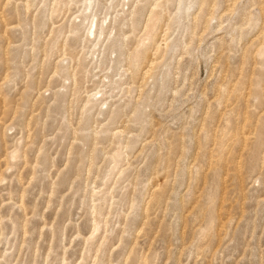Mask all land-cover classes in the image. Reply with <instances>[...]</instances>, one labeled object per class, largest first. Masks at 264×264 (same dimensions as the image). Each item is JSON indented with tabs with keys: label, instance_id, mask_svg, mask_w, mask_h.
<instances>
[{
	"label": "rangeland",
	"instance_id": "1",
	"mask_svg": "<svg viewBox=\"0 0 264 264\" xmlns=\"http://www.w3.org/2000/svg\"><path fill=\"white\" fill-rule=\"evenodd\" d=\"M58 1L0 0V264H264V0Z\"/></svg>",
	"mask_w": 264,
	"mask_h": 264
},
{
	"label": "bare ground",
	"instance_id": "2",
	"mask_svg": "<svg viewBox=\"0 0 264 264\" xmlns=\"http://www.w3.org/2000/svg\"><path fill=\"white\" fill-rule=\"evenodd\" d=\"M61 2L60 4H58V2ZM58 2H57V5L54 7V12H59V10H61V5L63 4V0H59ZM86 3L88 4V5H91V3H92V0H86ZM155 19V17H153V20ZM103 28L101 27V25H98L96 22H94V23H91L90 24V26H89V29H88V34H92V36H96L97 34H101L102 32H103ZM146 39H148V38H145V39H142L141 41H140V45L142 46L144 43H145V41H146ZM137 51V50H136ZM152 62V61H151ZM14 155V154H13ZM112 156V155H111ZM118 157H119V155L118 154H115L113 157H112V162H113V167H116L118 164H119V160H118ZM110 165V164H109ZM119 171V170H118ZM107 175V174H106ZM103 184V183H102ZM99 188V187H98ZM93 191V190H92ZM98 197V196H97ZM96 199V198H95ZM98 199H100L99 197H98ZM103 206V205H102Z\"/></svg>",
	"mask_w": 264,
	"mask_h": 264
}]
</instances>
